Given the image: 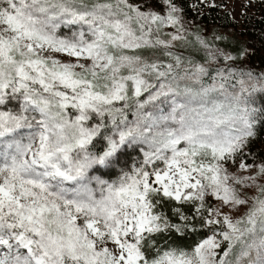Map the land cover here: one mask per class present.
<instances>
[{
    "label": "snow or ice",
    "instance_id": "1",
    "mask_svg": "<svg viewBox=\"0 0 264 264\" xmlns=\"http://www.w3.org/2000/svg\"><path fill=\"white\" fill-rule=\"evenodd\" d=\"M183 12L0 0V264H264V71Z\"/></svg>",
    "mask_w": 264,
    "mask_h": 264
},
{
    "label": "rangeland",
    "instance_id": "2",
    "mask_svg": "<svg viewBox=\"0 0 264 264\" xmlns=\"http://www.w3.org/2000/svg\"><path fill=\"white\" fill-rule=\"evenodd\" d=\"M182 1L188 2V4L192 8V11L198 10L203 12L205 11V8L210 7L209 5H214V7L219 6L221 10L223 12H227L231 20L234 21L235 24H237V28L227 29L220 26L217 27L212 24L208 26H201V24L193 21L191 22L183 17L184 27L189 34V42L187 44H185L184 42H177V46L174 49L176 52L186 56L190 55L195 59L202 60L203 50H197L198 46L196 45L195 40L196 35H200L201 37L208 40L210 43L215 44L224 51L230 52L235 49H247L249 55L243 61H238V65L249 64L252 68L255 69L257 67L256 64L258 63V59H264L263 52H256L253 48H251V42L253 41H249L246 38L240 36L241 33H244L245 25H247V27H250L251 23H253L257 18H264V0H205L204 3H201V0H177L179 4ZM132 2L139 3L140 0H132ZM217 37H220V39L217 40ZM142 54L151 58L152 50H143ZM255 54H257V56H255ZM156 55H159V53H156ZM262 71H264V69ZM262 141L254 145V151L264 150V142ZM138 158L139 157H137V159ZM238 163L239 161H237V164ZM229 171L235 172L236 165L230 166ZM247 194L252 195L253 192L251 190H247ZM209 200L213 204L219 203L217 201H212L211 198H209ZM224 210L226 212L228 211L227 209ZM244 211L245 209L242 207L237 212L233 213V216H239Z\"/></svg>",
    "mask_w": 264,
    "mask_h": 264
},
{
    "label": "trees",
    "instance_id": "3",
    "mask_svg": "<svg viewBox=\"0 0 264 264\" xmlns=\"http://www.w3.org/2000/svg\"><path fill=\"white\" fill-rule=\"evenodd\" d=\"M180 5L184 9V12L182 13L183 17L191 22L193 21L199 23L201 24V26H208L212 24L217 27L220 26L222 28L227 29L237 28V24H235V22L231 20L227 12H223L219 6H211L205 8V11L201 12L198 10L192 11V8L188 4V2L182 1ZM240 36L246 38L249 41H253L251 42V48H253L254 51H261L264 53V18H257L256 20H254L253 23H251L250 27H247V25H245L244 33H241ZM236 51L237 50L235 49L230 52H233V54H235ZM255 56H257V54H255ZM260 59L263 58L258 59V63L256 64L257 67L255 69L252 68L249 64H240L239 66H247L259 72L264 69V62H262L264 61V59ZM262 140H264V137H262ZM261 141H257L255 142V144H258ZM207 234H209L207 230H200L195 233L185 234L183 237L171 236L168 240L162 241V244L169 243L172 244L174 247H181L186 250H190L200 239H203Z\"/></svg>",
    "mask_w": 264,
    "mask_h": 264
}]
</instances>
